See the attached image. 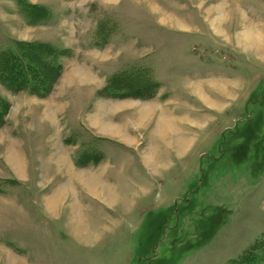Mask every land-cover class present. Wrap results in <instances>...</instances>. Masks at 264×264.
<instances>
[{"label": "rangeland", "instance_id": "374dc122", "mask_svg": "<svg viewBox=\"0 0 264 264\" xmlns=\"http://www.w3.org/2000/svg\"><path fill=\"white\" fill-rule=\"evenodd\" d=\"M20 1L0 0V51L39 41L73 57L55 101L0 83L11 103L0 136L62 134L85 154L77 167L98 175L76 213L6 228L28 264H228L263 236L264 0H27L50 11L39 25ZM249 30L259 40L245 44ZM132 68L150 72L156 97L103 96ZM68 78L105 83L96 100L93 86L65 91ZM108 99L136 106L108 125L94 109ZM16 182L1 176L0 195Z\"/></svg>", "mask_w": 264, "mask_h": 264}, {"label": "crops", "instance_id": "0c3cea01", "mask_svg": "<svg viewBox=\"0 0 264 264\" xmlns=\"http://www.w3.org/2000/svg\"><path fill=\"white\" fill-rule=\"evenodd\" d=\"M245 44L250 43L245 42ZM96 81L98 83L97 79L91 81L80 80L75 83L68 78L67 82H71V85L69 84L68 88L65 87V91L67 89L71 92L76 91L82 85L90 86V88L93 86V94L96 97L97 91L105 83V79L100 86L93 84ZM56 88L57 90L55 89L46 99L27 97L43 102L48 99L55 101L56 97H58L56 92L59 85ZM135 102L108 99L105 102L103 100L100 101L101 105H99L96 101L95 114L99 113L100 108L105 107V119L110 125L111 121L115 123L118 120V116H124L128 108L133 107L131 105ZM134 106L136 105L134 104ZM69 108L70 106H68ZM115 108H117L116 111H114ZM53 115L56 116L55 113ZM130 119L137 120L135 117H130ZM49 121L55 122L54 119ZM113 123L111 122V124ZM98 128L96 126L95 129ZM126 134L133 138L130 132H126ZM3 135L0 136V177L16 179L17 182L15 190H11L7 195H0V264H28L24 243H21L22 247L19 248L17 243L6 240V228L8 227V230L20 226L22 229L32 230L34 228V219L40 217L35 218L37 213H44L57 220L64 215L67 209H70L71 213H76V209L83 203L81 191L84 189L94 190L97 185L98 175L92 169L77 167L76 158L79 156L80 150L75 148L74 144H67L66 137L62 134L32 135V144L22 143V139L17 138L14 133ZM105 136H109V134H105ZM130 138L122 139L127 144ZM107 139L114 138L108 137ZM27 140L29 141V139ZM20 193L26 196L20 199L17 197ZM25 201L26 205L23 204ZM67 206L68 208L66 209ZM7 220H9V223H7ZM23 233L26 234V232Z\"/></svg>", "mask_w": 264, "mask_h": 264}, {"label": "trees", "instance_id": "16d2710c", "mask_svg": "<svg viewBox=\"0 0 264 264\" xmlns=\"http://www.w3.org/2000/svg\"><path fill=\"white\" fill-rule=\"evenodd\" d=\"M20 3L21 11L30 25H39L49 19L50 11L47 7L27 0ZM97 41L96 45L102 46L103 43ZM67 57H73V52L52 43L16 41L13 49L0 51V83L13 94L25 92L41 99L48 98L64 72L62 60ZM158 89L157 82L147 69L132 68L109 78L101 92L105 93V97L117 99H151L156 97ZM10 109V101L0 94V128L7 124ZM84 155L80 154L79 157ZM79 164L80 160L77 161ZM228 264H264V234Z\"/></svg>", "mask_w": 264, "mask_h": 264}, {"label": "bare ground", "instance_id": "6f19581e", "mask_svg": "<svg viewBox=\"0 0 264 264\" xmlns=\"http://www.w3.org/2000/svg\"><path fill=\"white\" fill-rule=\"evenodd\" d=\"M256 39L259 40V35L255 31L249 30L247 34L242 35V41L249 42L250 44L254 42ZM256 42V41H255Z\"/></svg>", "mask_w": 264, "mask_h": 264}]
</instances>
